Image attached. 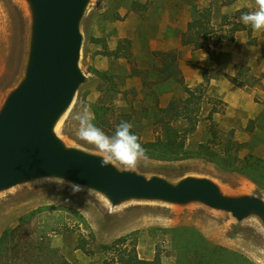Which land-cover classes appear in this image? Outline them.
Segmentation results:
<instances>
[{
  "label": "rangeland",
  "instance_id": "1",
  "mask_svg": "<svg viewBox=\"0 0 264 264\" xmlns=\"http://www.w3.org/2000/svg\"><path fill=\"white\" fill-rule=\"evenodd\" d=\"M195 6L211 9L216 27L224 15L258 8L256 0H91L80 25V67L86 78L55 131L67 146L97 154L92 145L79 139V122L74 116L85 104L94 113L93 106L105 96L107 106L116 105L132 114L129 122L144 140H153L160 133L161 108L173 99L187 98L185 87H189L200 97V110L197 128L188 136V148L195 150L208 142L224 153L232 139L240 144L232 151L236 165L243 170L254 167L249 172L259 180L202 157L172 161L148 157L135 171L173 183L188 176L207 177L227 195H260L264 199V29L255 31L257 45H252L254 39L246 32L238 34L235 53L230 55L236 56L238 64L234 65L235 75H229L213 66L226 56L218 47L194 50L180 42ZM31 27L27 0H0V110L25 77ZM127 40L130 57L107 54ZM173 49L179 54L178 66L169 80L160 82L154 52ZM106 89H110L109 96ZM112 119L116 121L115 116ZM214 129L218 137L212 135ZM116 166L126 170L123 165ZM31 211H39L38 221L55 227L50 234L62 238L56 247L65 256L63 264H101L109 256L102 246L125 235L136 241L142 258L153 259L160 252L163 264H264L260 219L252 216L239 221L230 212L201 202L182 205L130 199L113 206L100 192L42 177L0 192V237ZM80 237L87 239V250L76 248ZM204 245L222 247L213 257L215 262H207L204 254L191 250Z\"/></svg>",
  "mask_w": 264,
  "mask_h": 264
},
{
  "label": "water",
  "instance_id": "2",
  "mask_svg": "<svg viewBox=\"0 0 264 264\" xmlns=\"http://www.w3.org/2000/svg\"><path fill=\"white\" fill-rule=\"evenodd\" d=\"M90 1L27 0L32 27L26 74L0 110V192L52 177L100 192L113 206L130 199L201 202L239 221L255 216L264 226L260 195H227L207 177L188 176L173 183L135 170L101 167L102 157L67 146L57 135L60 118L86 78L80 67V25Z\"/></svg>",
  "mask_w": 264,
  "mask_h": 264
},
{
  "label": "trees",
  "instance_id": "3",
  "mask_svg": "<svg viewBox=\"0 0 264 264\" xmlns=\"http://www.w3.org/2000/svg\"><path fill=\"white\" fill-rule=\"evenodd\" d=\"M246 12H250V10L244 8L233 14L224 15L220 26L216 27L213 22L212 10L195 6L188 27L182 33V44L193 46L195 49L210 50L212 44H218L223 40H234L235 34L239 31L245 30L251 36L253 28L240 21L241 14ZM233 18L238 19L232 20ZM128 44V40L126 44L120 43L116 50L107 51V54L114 57H130V45L128 46ZM154 55L158 57L154 69L160 78V82L169 80L174 72L173 70L177 68L179 63L177 52L155 51ZM99 74L102 77H108L107 73L99 72ZM233 80L238 83L235 77ZM185 91L188 93L187 98L182 100L173 99L167 107L161 108V113H159L161 125H158L160 133L156 139L144 140L134 128L132 129L140 137L143 147L147 150L148 157L169 161L202 157L216 163L223 169L243 171L255 181H258L259 179L249 172L254 167L249 166L246 170H243V167L239 168L236 165L237 157L232 154V151L234 148L238 149L240 144L232 139L228 141L224 153L214 149L208 142L201 143L195 150L188 148V136L197 128L200 97L196 96L194 90L189 87H185ZM105 93L109 96L110 89H106ZM104 97L102 96L93 106L94 123L111 135L114 133L116 125L121 121L129 122L132 119V114L121 110L116 105L107 106V100ZM114 116L116 117L115 122L112 119ZM175 122L186 124L178 126L174 125ZM212 135L218 137L215 129ZM260 175L263 176V174ZM39 211H31L23 215L15 226L3 231L0 237V264H63L64 254L58 247L52 246L50 233L55 230V227L48 228L42 225L37 217ZM90 235L94 237L92 233ZM87 244V239L80 237L76 248L87 250ZM204 246L203 248L193 247L191 250L204 254L203 256H206L205 260L207 262H215L217 259H213V257L219 255L216 251H219L222 247L210 248ZM102 248L109 252V256L101 264H163L160 252L156 253L153 259L142 258L138 253L136 241L132 240L129 235L121 236L112 243L103 245ZM218 259L220 261V257Z\"/></svg>",
  "mask_w": 264,
  "mask_h": 264
},
{
  "label": "clouds",
  "instance_id": "4",
  "mask_svg": "<svg viewBox=\"0 0 264 264\" xmlns=\"http://www.w3.org/2000/svg\"><path fill=\"white\" fill-rule=\"evenodd\" d=\"M257 10L242 13L240 21L250 25L253 30L264 29V0H256ZM74 119L79 122L77 135L79 139L92 145L99 157L101 167L123 165L128 171H134L143 161H147V150L143 147L140 137L132 131L133 125L121 121L116 125L113 134L109 135L93 121L95 115L90 105L85 104ZM53 247L61 241V237L52 233Z\"/></svg>",
  "mask_w": 264,
  "mask_h": 264
},
{
  "label": "crops",
  "instance_id": "5",
  "mask_svg": "<svg viewBox=\"0 0 264 264\" xmlns=\"http://www.w3.org/2000/svg\"><path fill=\"white\" fill-rule=\"evenodd\" d=\"M190 20H191V18H190ZM189 20V21H190ZM189 23V22H188ZM187 27H188V24H187ZM187 27L183 30V32L184 31H186V29H187ZM255 31L256 30H253L252 31V37H253V39H254V43L252 44V45H257V43H259L258 42V40L256 39L257 37H255L254 36V34H255ZM182 32V33H183ZM242 32H246V34H248V32L247 31H239V32H237L236 34H235V39L234 40H223V41H220L218 44H216V46H213V44L211 45V48H210V50H206V49H195L193 46H188V45H183L182 44V33H181V36H180V42H181V44L183 45V46H187V47H191V48H193L194 50H204V51H212L213 49H215V48H217L218 49V52L220 51L222 54H224V55H226L225 57H223V60H222V62L219 64V63H216V64H214L213 66H218L220 69H222L226 74H229V75H235V73H234V65L237 63L238 64V61L235 59L236 58V56H233L232 58H231V56L230 55H233L234 53H235V46H236V44H235V40L239 37L238 36V34H240V33H242ZM248 36H249V34H248ZM229 41H232V45L230 46V45H227L226 43H224V42H229ZM169 51V50H168ZM170 51H176L177 52V50L176 49H173V50H170ZM162 52H166V51H162ZM177 55H178V62H179V54H178V52H177ZM235 62V63H234ZM241 63H244V61H240ZM227 84H229L228 82H226Z\"/></svg>",
  "mask_w": 264,
  "mask_h": 264
},
{
  "label": "bare ground",
  "instance_id": "6",
  "mask_svg": "<svg viewBox=\"0 0 264 264\" xmlns=\"http://www.w3.org/2000/svg\"><path fill=\"white\" fill-rule=\"evenodd\" d=\"M247 190H248V188H247Z\"/></svg>",
  "mask_w": 264,
  "mask_h": 264
}]
</instances>
